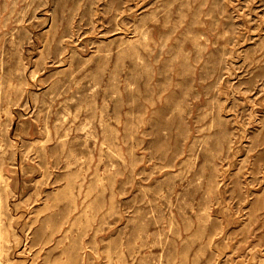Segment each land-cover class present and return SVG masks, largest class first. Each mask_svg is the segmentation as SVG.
<instances>
[{
	"label": "rangeland",
	"instance_id": "1",
	"mask_svg": "<svg viewBox=\"0 0 264 264\" xmlns=\"http://www.w3.org/2000/svg\"><path fill=\"white\" fill-rule=\"evenodd\" d=\"M0 145L10 259L264 264V0H0Z\"/></svg>",
	"mask_w": 264,
	"mask_h": 264
},
{
	"label": "bare ground",
	"instance_id": "2",
	"mask_svg": "<svg viewBox=\"0 0 264 264\" xmlns=\"http://www.w3.org/2000/svg\"><path fill=\"white\" fill-rule=\"evenodd\" d=\"M10 86H5V89ZM59 128H63L65 125L64 119H58L57 123ZM62 147L65 146L66 140L60 139L58 142ZM44 146H41L43 148ZM4 149L3 146L0 145V160L3 159ZM1 165V163H0ZM84 187V181H80L76 185V191L81 192ZM9 184L8 182L0 176V199H4L9 194ZM17 206L18 209V205ZM31 214L25 217L27 221L26 224L22 226V233L27 239V243L24 245L20 243L17 238L13 242L11 239V235L9 233V229L11 227V223L13 221L18 222L19 219H23L24 216L22 214H18L15 217L11 213V209H8L7 203L0 204V264H23L25 262L30 263V259L22 258L19 260L10 259V255L12 253L16 254H25L28 255L29 252L34 251L36 249V245H39L43 248V244H48L50 242L56 243V247L61 248L64 251L65 245L64 242L70 239L73 228L68 227L67 225L71 223L72 226L76 225V220L70 217L68 211L60 212L57 215L45 214L41 215L40 213H35L34 211L30 212ZM46 229H49L48 232V240L44 243L42 242V238L46 236ZM31 236V237H30ZM59 236V238H56ZM69 238V239H68ZM41 241V243H39ZM66 241V242H67ZM63 245V246H62ZM18 248V249H17ZM17 249V250H16ZM67 252L73 253V256L78 259L79 248L77 246L76 241L69 244L66 248ZM30 264H34V260L31 261Z\"/></svg>",
	"mask_w": 264,
	"mask_h": 264
}]
</instances>
